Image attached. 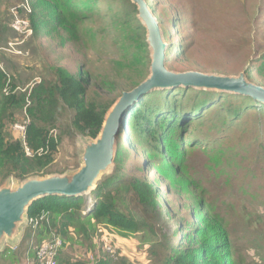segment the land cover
<instances>
[{
	"label": "rangeland",
	"instance_id": "1",
	"mask_svg": "<svg viewBox=\"0 0 264 264\" xmlns=\"http://www.w3.org/2000/svg\"><path fill=\"white\" fill-rule=\"evenodd\" d=\"M35 1L44 22L37 32L33 30L24 38L11 24L16 13L29 20L27 8L32 9L34 0H0V68L8 73V83L11 77L16 92L29 91L35 83L53 77L56 68L63 67L83 80L87 105L98 107L115 101L123 91L132 89L149 75L151 59L146 29L138 17L137 5L131 0H62L60 4L67 11L63 15L64 23L71 27L70 31L59 18L53 21L48 18L47 3L53 0ZM148 2L166 43V68L223 75L244 71L248 81L264 86V0ZM79 12L86 13L81 17ZM133 18L141 26L138 33L144 46L134 30ZM207 112L188 124L178 147L179 151H187L183 158L187 175L203 189L201 192L194 188L193 194L199 192L200 198L212 205V211L224 219L227 237L234 245V263L264 264V116L249 108L229 122L224 114ZM16 115L18 121H23L25 108ZM73 115L67 107L57 114L49 131L57 139L52 161L38 174L24 179L73 172L81 165L80 144L90 136L75 126ZM128 131L124 137L129 153L124 164L129 170L126 177L134 174L153 183L163 210L167 211L151 220L156 234L149 238L165 237L170 245L197 246L185 235L196 228L203 229L201 217L209 210L193 208L196 195L190 194L189 186V190L181 188L182 179L175 172L169 177L159 173L156 167L147 166V154L141 150L136 135ZM114 171L113 163L98 182ZM22 180L11 175L0 182V187L16 185ZM89 196L86 194L87 199ZM130 207L141 215L135 204L131 203ZM193 211L202 214L195 217ZM95 237L92 249L87 241L75 244L63 252L59 264H71L76 259L92 260V252L100 256L105 248L110 255H117L119 262L125 260V264H155L156 257L151 255L152 248L144 240L143 232L124 238L101 227ZM10 245L6 242L4 248H15ZM165 253L162 248L161 256ZM0 264L10 262L0 257Z\"/></svg>",
	"mask_w": 264,
	"mask_h": 264
},
{
	"label": "trees",
	"instance_id": "2",
	"mask_svg": "<svg viewBox=\"0 0 264 264\" xmlns=\"http://www.w3.org/2000/svg\"><path fill=\"white\" fill-rule=\"evenodd\" d=\"M36 2H32L29 14L35 32L44 22ZM61 2L53 0L47 3L48 18L50 21L59 18L64 28L70 31L71 27L64 23L67 11H64L66 8H63ZM145 2L150 6L148 0ZM83 4L87 6V3ZM79 13L82 17L86 12ZM133 20L136 23L134 30L137 37L141 36L144 46L143 37L138 33L141 26L135 18ZM7 74L0 68V182L11 175L24 179L28 175L38 174L52 161L57 139L49 135L50 126L56 122L57 114L63 107L73 111L72 121L75 126L85 135L94 138L100 131L106 111L114 101L105 106L87 105L83 80L77 79L63 67L56 68L53 77L44 78L29 91L26 89L22 92L14 91L16 86L10 76L8 83ZM5 86H8V90ZM178 91L180 96L177 95ZM23 108L24 120H27L25 141L29 155L25 152L22 140L12 130V125L18 121L16 114ZM249 108L257 109L264 116V102L248 95L226 91L179 86L176 89H153L141 95L124 112L116 135L113 159L115 171L97 183L88 199L86 195H45L34 200L26 211L29 223L19 246L15 249L5 247L0 257L12 264H21L22 260L31 257L35 264L36 247L52 236H60L64 247L58 255L59 261L63 252L75 244L87 241L92 249L96 231L102 227L124 238L143 232L144 240L152 248L151 255L156 257L155 264H237L234 263V245L231 238L227 237L229 232L224 226V219L212 211V205L205 203L199 192L196 196L193 194L194 188L201 192L203 189L198 181L187 175L183 164L187 151H179L178 147L183 142L188 124L203 117L205 110L209 115L224 114L227 121L233 122ZM128 130L136 135L141 150L147 154V166L156 167L159 173H166L169 177L175 172V176L182 179L181 188L189 190V186L190 194L195 196L196 204L193 208L199 210L204 207L209 210L207 215L201 217L203 229L196 228L193 233L185 235L191 242L198 243L197 246H175L170 245L165 237L163 240L149 238L156 234L151 220L160 218L167 211L163 210V203L153 183L134 174L126 177L129 170L124 168V164L129 153L125 148L124 137L128 136ZM131 203L142 211L141 215L131 209ZM193 213L195 217L202 214L198 211ZM22 248L25 250L22 251ZM162 248L166 251L163 257ZM92 254V260L76 259L71 264H125V260L119 262L118 256L110 255L106 248L100 256L94 252Z\"/></svg>",
	"mask_w": 264,
	"mask_h": 264
},
{
	"label": "water",
	"instance_id": "3",
	"mask_svg": "<svg viewBox=\"0 0 264 264\" xmlns=\"http://www.w3.org/2000/svg\"><path fill=\"white\" fill-rule=\"evenodd\" d=\"M138 7V17L146 29L150 49V73L138 85L123 91L106 111L97 136L80 144L81 165L73 172L30 176L20 183L0 187V251L6 242L15 246L28 224V206L45 195L82 196L93 190L101 176L113 164L116 135L124 112L138 98L153 89L191 86L248 95L264 102V86L250 82L244 71L223 75L199 71L176 72L165 66L166 43L158 21L145 0H131Z\"/></svg>",
	"mask_w": 264,
	"mask_h": 264
},
{
	"label": "built area",
	"instance_id": "4",
	"mask_svg": "<svg viewBox=\"0 0 264 264\" xmlns=\"http://www.w3.org/2000/svg\"><path fill=\"white\" fill-rule=\"evenodd\" d=\"M27 10L28 12H31L30 9L27 8ZM11 25L12 28L16 32H18L20 36H23L24 38L30 36L33 33V29L30 26L31 25L30 21L27 18L24 19L20 17L19 15H17V13ZM17 53H21V52L18 51ZM2 70L4 71V69ZM16 88L17 86L15 87V89ZM22 90L24 91L26 89H22ZM26 125H27V120L21 122L17 121L12 125V130L18 136V138L22 140V143L25 148V152L26 154L29 155L30 151L26 146V141H25ZM63 247H64V241L60 236H52L51 238L42 241L35 249V264H59L58 255L62 251Z\"/></svg>",
	"mask_w": 264,
	"mask_h": 264
},
{
	"label": "crops",
	"instance_id": "5",
	"mask_svg": "<svg viewBox=\"0 0 264 264\" xmlns=\"http://www.w3.org/2000/svg\"><path fill=\"white\" fill-rule=\"evenodd\" d=\"M19 246V243L18 244H16L14 247L16 248V247H18ZM11 248V247H10ZM14 248V249H15ZM2 259H5V258H2ZM10 262V261H9ZM10 264H12L11 262H10ZM17 264H19V263H17ZM21 264H33V261L31 260V257L30 258H26V260H22V262H21Z\"/></svg>",
	"mask_w": 264,
	"mask_h": 264
}]
</instances>
